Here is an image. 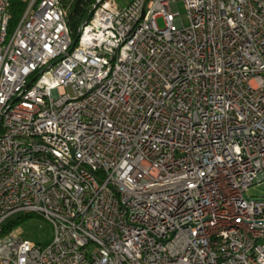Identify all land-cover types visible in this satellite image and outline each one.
Returning <instances> with one entry per match:
<instances>
[{
	"label": "built area",
	"instance_id": "built-area-1",
	"mask_svg": "<svg viewBox=\"0 0 264 264\" xmlns=\"http://www.w3.org/2000/svg\"><path fill=\"white\" fill-rule=\"evenodd\" d=\"M8 9L0 264H264V0H95L70 52L58 0Z\"/></svg>",
	"mask_w": 264,
	"mask_h": 264
},
{
	"label": "rangeland",
	"instance_id": "rangeland-1",
	"mask_svg": "<svg viewBox=\"0 0 264 264\" xmlns=\"http://www.w3.org/2000/svg\"><path fill=\"white\" fill-rule=\"evenodd\" d=\"M133 0H113L118 11L123 10ZM177 10L180 14L178 17L183 22L184 26L188 25L187 18L185 16V10L181 1L176 3ZM157 24L160 28L163 27L162 21L159 19ZM247 195L254 198L264 197V183L259 186H254L247 191ZM19 217L20 223L17 227L20 236L29 241L31 244L38 245L42 248L49 246L52 242L54 231L52 225L41 218L37 214H19L15 215Z\"/></svg>",
	"mask_w": 264,
	"mask_h": 264
},
{
	"label": "trees",
	"instance_id": "trees-1",
	"mask_svg": "<svg viewBox=\"0 0 264 264\" xmlns=\"http://www.w3.org/2000/svg\"><path fill=\"white\" fill-rule=\"evenodd\" d=\"M30 0H9L8 31L11 33L20 18L22 17ZM60 6L64 9L65 22L72 41L77 37L78 31L92 10L95 0H58ZM19 217L13 218L6 222L3 227L6 232L16 229L20 223Z\"/></svg>",
	"mask_w": 264,
	"mask_h": 264
},
{
	"label": "water",
	"instance_id": "water-1",
	"mask_svg": "<svg viewBox=\"0 0 264 264\" xmlns=\"http://www.w3.org/2000/svg\"><path fill=\"white\" fill-rule=\"evenodd\" d=\"M89 12H90V13H89L88 18L86 19L85 22H88L89 18L92 16V14H93V9H92L91 11H89ZM85 22H84V23H85ZM80 34H81V30L78 31L77 37L72 41V45H71V47H70V49H69V52L72 50V48H73L74 45L76 44V42H77V40H78L77 38H79Z\"/></svg>",
	"mask_w": 264,
	"mask_h": 264
},
{
	"label": "bare ground",
	"instance_id": "bare-ground-1",
	"mask_svg": "<svg viewBox=\"0 0 264 264\" xmlns=\"http://www.w3.org/2000/svg\"><path fill=\"white\" fill-rule=\"evenodd\" d=\"M93 9V8H92Z\"/></svg>",
	"mask_w": 264,
	"mask_h": 264
}]
</instances>
